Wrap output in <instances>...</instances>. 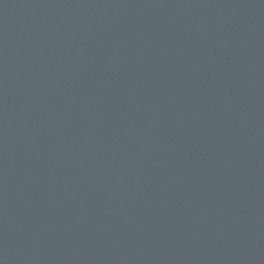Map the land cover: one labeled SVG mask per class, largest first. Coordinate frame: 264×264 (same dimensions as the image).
Segmentation results:
<instances>
[{
  "label": "water",
  "instance_id": "obj_1",
  "mask_svg": "<svg viewBox=\"0 0 264 264\" xmlns=\"http://www.w3.org/2000/svg\"><path fill=\"white\" fill-rule=\"evenodd\" d=\"M0 264H264V0H0Z\"/></svg>",
  "mask_w": 264,
  "mask_h": 264
}]
</instances>
